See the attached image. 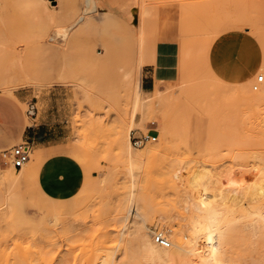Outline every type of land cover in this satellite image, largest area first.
Here are the masks:
<instances>
[{"label":"rangeland","instance_id":"rangeland-1","mask_svg":"<svg viewBox=\"0 0 264 264\" xmlns=\"http://www.w3.org/2000/svg\"><path fill=\"white\" fill-rule=\"evenodd\" d=\"M0 2V96L13 88L25 97L26 126L45 123L55 144L70 147L25 181H11L20 168L0 154V264H152L138 248L143 219L126 234L114 219L130 189L120 134L141 37L145 61L164 57L160 69L144 63L146 99L130 131L157 137L134 145L150 150L132 177L156 218L146 226L160 230L157 208L173 205L169 233L186 240L182 217H202L225 237V264H264V102L251 104L239 86L244 62L264 60V0H97L67 41L55 30L82 14L84 0ZM172 33L177 42H168ZM219 49L229 61L221 73Z\"/></svg>","mask_w":264,"mask_h":264},{"label":"bare ground","instance_id":"bare-ground-1","mask_svg":"<svg viewBox=\"0 0 264 264\" xmlns=\"http://www.w3.org/2000/svg\"><path fill=\"white\" fill-rule=\"evenodd\" d=\"M48 1L49 2L46 5L47 6L49 4L52 5L50 0ZM97 3H98L97 0H84V10L82 14L78 15L77 19L71 25L57 27V29L55 30L56 36L62 38L63 40L65 39L67 41V39L70 36L71 30L75 26L78 25L77 21L78 22L83 21L85 19V15H88L92 10L96 9ZM0 5H1V2H0ZM3 5L2 7H4ZM53 10L51 11L52 13H53ZM142 12L144 13V15L145 14L147 15L149 13L148 9L145 7ZM51 39H55V38L51 37ZM146 41H145V38L143 37H141L139 41L140 42L139 47H138L139 59L134 68L137 74V80L133 83L131 87V91H130L131 96L133 98L132 110L127 114L126 117H124L123 124L124 126H126V129H123L120 134V137H121L120 146H121V152H122V155L125 161V169L131 177L130 178L131 179L130 189L126 196V199L122 202V204H118L116 211H115L114 219L115 221H117V223L120 224L121 226L120 230L124 232L125 234H126V231L129 229V227L133 225V223L136 224L137 217H140L143 219L144 223L136 226L135 228V230L137 231V236H138V248L142 252L141 255L143 254L142 257L144 256V258L152 264H225L227 263L225 255H224V245L226 242L225 237L223 233L218 230L217 225L208 224L207 222H205V219L202 217L198 218L199 224H195L193 220L189 221L186 218L185 220H183V217H182V221L180 220V222H181V227L183 231L185 232L184 237L186 238V240H182L179 234L180 231H176L175 234L169 233L165 225V222H164V219L168 218L169 212H172L173 210L174 212H176L178 210H176L175 206L173 205L169 208L163 205H160L157 209L160 211L159 214H161L160 215L161 217L158 218V222L156 224L158 227H160V230L158 231L163 232L165 236L169 239L170 241L169 246H161L157 244L154 240L155 232L150 230L146 226L148 222L150 224H153L156 218L151 216L152 215L151 213L152 205L150 204V202L146 200L143 196L138 195L136 193L135 179H133L132 177L135 175L136 171L143 166V164L146 161L148 152L150 150L148 151L139 150L136 146H134L130 138V131H131L132 123L134 122L135 116L137 114V111L139 107L143 105V103H145V99H146L145 97H143V94L145 93V91L143 90V87H142V73H143L144 63L146 62L148 63L149 61V63L155 65L157 69H160L164 61V57L160 58L157 55L155 57L153 56L150 60L149 58L151 57V55H148L149 58L146 59L147 61L144 60L148 53L147 46H146L147 45L146 43L148 42ZM168 42H177L176 35L172 33L171 39H169ZM182 43L183 44L185 43V39H183ZM22 53L23 51L20 49V51L15 54V61H14L15 63L17 62V64H19L20 67L18 68H21L20 69L21 73H23V70H24V66L22 62ZM166 54L167 53H165V55ZM240 60L241 58L238 61ZM214 61L220 73L224 72L229 65L228 58H225V55L222 54L221 50L216 53ZM243 66H244L243 78H242V81H240L239 86L244 91V95L248 102L254 105H259L262 102H264V81L262 82V89L257 92L253 91L251 83L255 79L257 80V83H258V78L260 76L264 80V60H262L261 58L260 60L257 59L255 61H252L251 63L244 62ZM260 69H261V72H259ZM124 75L126 79L129 77L130 73H125ZM19 85L17 84L16 86H19ZM5 91L10 97L18 100L16 98L13 88L5 90ZM21 103L23 106H25L26 104V102H21ZM261 118H262L261 123H262V126L264 127V115H262ZM26 120L27 118L25 117V121ZM62 146L63 145H59L57 147L50 148V149H44L42 147H37L36 149L33 150L31 148V152H32L31 157L33 156L32 159L26 162L20 169H18L17 176H15L14 174L13 176H11L10 178L11 181H16L18 179H22L25 181L28 178H32V176H34L38 172V168L41 162L45 158L63 151L64 147ZM64 146H67V145H64ZM66 148L67 147H65L64 149L67 150ZM69 150H70V147H68L67 151ZM72 150H73V147H72ZM79 150L85 152L84 149L80 148ZM85 155L87 156L86 153ZM89 168L90 167H88L89 173L88 171L87 173L91 174V169L89 170ZM104 183H105V180L102 179L101 181H95L93 183L94 184L93 186H97L98 188L96 189H99L103 186ZM7 205H9V203H7ZM9 207H11V205ZM10 211H13V210L11 209ZM132 211H135V216L133 220L131 216ZM181 214H182L181 212L180 214H178L180 218H181ZM56 216L58 217V215ZM57 217L52 219L53 222H56ZM57 221L59 222V219H57ZM148 261L146 263H148ZM99 264H109V263L107 261V258H105V259H102V261L99 262Z\"/></svg>","mask_w":264,"mask_h":264},{"label":"crops","instance_id":"crops-1","mask_svg":"<svg viewBox=\"0 0 264 264\" xmlns=\"http://www.w3.org/2000/svg\"><path fill=\"white\" fill-rule=\"evenodd\" d=\"M16 98L18 100L12 97L0 96V148L11 146L20 139L44 149L61 145L54 143V138L57 137L56 135L54 137L53 132L48 131V128L44 126L45 123L26 126V115L23 114L20 106L25 97L16 95Z\"/></svg>","mask_w":264,"mask_h":264},{"label":"built area","instance_id":"built-area-1","mask_svg":"<svg viewBox=\"0 0 264 264\" xmlns=\"http://www.w3.org/2000/svg\"><path fill=\"white\" fill-rule=\"evenodd\" d=\"M263 81L262 77L258 78V83H261ZM258 85L256 86V88ZM34 109V107L32 106ZM131 140L134 145L136 146H143L148 141H155L157 140V137L155 136H149L146 134H139V135H133L131 136ZM31 144L28 142H23L22 144L14 145L10 148L3 149L0 151L1 154V160L4 164H11L14 168L18 169L21 168L26 162L30 160V154H31ZM154 240L157 244L161 246H169L170 241L165 236V234L161 231H156L154 234Z\"/></svg>","mask_w":264,"mask_h":264}]
</instances>
